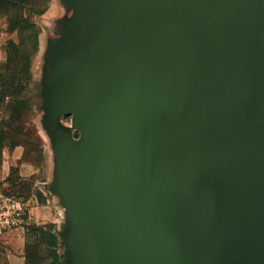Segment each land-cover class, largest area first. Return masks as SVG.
<instances>
[{
    "label": "water",
    "instance_id": "95a60500",
    "mask_svg": "<svg viewBox=\"0 0 264 264\" xmlns=\"http://www.w3.org/2000/svg\"><path fill=\"white\" fill-rule=\"evenodd\" d=\"M156 1L124 0L142 29L122 83L80 79L112 104L98 209L145 264H264V0Z\"/></svg>",
    "mask_w": 264,
    "mask_h": 264
},
{
    "label": "rangeland",
    "instance_id": "374dc122",
    "mask_svg": "<svg viewBox=\"0 0 264 264\" xmlns=\"http://www.w3.org/2000/svg\"><path fill=\"white\" fill-rule=\"evenodd\" d=\"M141 1L133 0L139 12ZM157 2L164 8L161 15L167 16L168 0ZM26 20L35 28L17 26ZM141 29V18L124 0H0V41L4 47L9 41H22L17 53L10 51L12 72L24 86L19 98L0 97V159L3 150L9 159L8 172L0 178V212L15 219L12 226L0 228V232L27 225L29 236L25 241H30L32 249L28 257L24 246L11 256L0 242V264H25L28 259L51 264L54 252L61 264H145L141 254L124 246L126 241L123 234L118 235L117 224L99 211V181L91 164L85 163L88 170L78 176L84 180L87 177L83 181L84 196L82 180L69 186H52L55 141L63 137L75 151L79 140L72 118L74 110L82 113L87 97L80 79L84 75L94 78L117 63L116 43L136 41ZM51 66L57 68L50 72ZM63 132L70 135L65 137L60 134ZM16 147L21 154L15 160L12 153ZM21 162L36 168V173L27 178L30 188L18 178L16 165ZM73 190L75 193H71Z\"/></svg>",
    "mask_w": 264,
    "mask_h": 264
},
{
    "label": "crops",
    "instance_id": "0c3cea01",
    "mask_svg": "<svg viewBox=\"0 0 264 264\" xmlns=\"http://www.w3.org/2000/svg\"><path fill=\"white\" fill-rule=\"evenodd\" d=\"M125 45H120V44ZM134 43L132 39H126L122 42H117V46H126V44ZM7 56L6 45L3 46V43L0 41V66L5 62ZM114 59H118V62L112 64L111 67L107 68L104 71L98 72L97 77L92 81L94 89L100 91L104 90L107 93H110L113 89L119 86V83H122V75L127 73V70L130 69L132 56L126 51H115ZM57 67L51 66L50 72L54 71ZM84 100V108L82 113H77V110L73 112V128L80 133L78 144L73 151L67 140L63 137L56 140L53 147V152L55 155V165H54V175L52 186L55 188L62 186H69V184L79 183L80 180L82 183V196L85 195L83 188V181L87 180V177L84 176V179L78 177L81 172H86L88 170V164H93L92 153L94 150L95 141L103 134L107 125L112 121V104L108 98L95 92L93 94L87 95ZM61 135L65 134V137L70 135V132L60 133ZM3 156L0 159V178L3 179L8 172L9 159L6 150L2 151ZM13 158L16 160L20 156V149L16 147L13 150ZM17 172L19 176L24 179L30 178L33 174L36 173V168L31 164L26 162H21L19 165H16ZM92 170L94 167L92 165ZM88 173V172H87ZM34 184V183H33ZM36 184V183H35ZM47 186V184L45 183ZM52 189V187H50ZM75 193V190L71 191ZM0 242L4 244L5 250L15 256V252H19L25 244V235L24 229L16 227L14 229H9L0 232Z\"/></svg>",
    "mask_w": 264,
    "mask_h": 264
},
{
    "label": "trees",
    "instance_id": "16d2710c",
    "mask_svg": "<svg viewBox=\"0 0 264 264\" xmlns=\"http://www.w3.org/2000/svg\"><path fill=\"white\" fill-rule=\"evenodd\" d=\"M17 3L21 2V0H16ZM44 11H39L38 14L43 13ZM17 26H20V28L24 29H29V28H35L34 23L30 22L29 20L24 21L23 23H17ZM34 44H36V33L34 31ZM19 44H22V41H19L18 43H15L13 41H9L6 44V51H7V56L5 59V62L0 66V71L4 70L9 72L8 74H3L0 73V97L1 98H19L18 94L21 93L24 89V86L21 83V80L19 79L18 76H15V74L12 72L13 71V65L11 64V49L14 50V53H17V48ZM22 59V58H21ZM18 77V78H17ZM18 178L21 180H24L23 184L25 187L30 188L31 187V182L27 181V179L22 178L21 176L18 175ZM25 229V237L28 239V227L27 225L24 226ZM30 241L26 240L24 244V250L27 253V257L30 256V253L32 252V249L30 250L29 247ZM53 255V252H50V256ZM54 258L53 263L51 264H61L59 259L57 258L56 253L54 252ZM25 264H36L30 259L27 260Z\"/></svg>",
    "mask_w": 264,
    "mask_h": 264
},
{
    "label": "built area",
    "instance_id": "2783aa9c",
    "mask_svg": "<svg viewBox=\"0 0 264 264\" xmlns=\"http://www.w3.org/2000/svg\"><path fill=\"white\" fill-rule=\"evenodd\" d=\"M14 223H15L14 217L9 215L7 212H0V228H9Z\"/></svg>",
    "mask_w": 264,
    "mask_h": 264
}]
</instances>
